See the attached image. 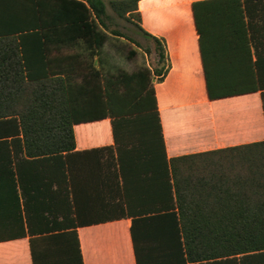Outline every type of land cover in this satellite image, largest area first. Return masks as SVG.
Segmentation results:
<instances>
[{"label":"trees","instance_id":"obj_1","mask_svg":"<svg viewBox=\"0 0 264 264\" xmlns=\"http://www.w3.org/2000/svg\"><path fill=\"white\" fill-rule=\"evenodd\" d=\"M138 2L0 7L22 22L19 37L0 33V240L29 236L34 264H83L78 227L129 217L137 264H264V140L167 156L153 82L163 44L145 33L154 70L106 54L108 7L133 22ZM192 9L208 97L260 92L264 113V0ZM52 47L86 51L93 70L54 72ZM107 117L114 144L77 151L74 125Z\"/></svg>","mask_w":264,"mask_h":264},{"label":"crops","instance_id":"obj_2","mask_svg":"<svg viewBox=\"0 0 264 264\" xmlns=\"http://www.w3.org/2000/svg\"><path fill=\"white\" fill-rule=\"evenodd\" d=\"M194 1L139 0L141 18L138 21L132 18V23L138 24L147 38L150 39L145 33L157 37L165 49L164 78L158 80L159 76L154 74L153 82L168 157L264 140L262 99L261 95H256L260 92L217 99L208 97L199 33L192 9ZM6 2L0 0V7L5 8ZM108 13L110 17L105 22L109 26L107 45L111 43V49L106 54L114 66L119 64L120 42H128V39L112 32L122 17L116 13L115 17L110 7ZM2 15L0 33L19 37L21 29L18 27L22 22L17 17H6V11ZM85 53L71 47H52L49 57L55 60L54 72L83 74L92 71V67L83 64ZM94 59L96 62L98 56L95 55ZM100 68L98 63L95 64L96 70ZM74 131L77 151L114 144L109 117L75 124ZM56 188L54 184L52 189ZM80 188L83 193V181ZM131 222V218L125 217L79 226L83 264H137ZM2 232L5 231L0 230ZM0 264H34L29 236L1 239Z\"/></svg>","mask_w":264,"mask_h":264},{"label":"rangeland","instance_id":"obj_3","mask_svg":"<svg viewBox=\"0 0 264 264\" xmlns=\"http://www.w3.org/2000/svg\"><path fill=\"white\" fill-rule=\"evenodd\" d=\"M113 14L116 17L115 13ZM134 18L138 21L137 17ZM118 20L119 25L115 26L117 28L114 27V29L121 31V36L128 39V42H120L121 56L119 65L129 71L136 70L142 66H148L154 70L158 65V54L155 49V42L151 38H147L139 30L138 24L128 22L125 18H119ZM110 49L111 43L108 44L107 51ZM128 55L132 57H128ZM256 95L260 96L261 94L257 93Z\"/></svg>","mask_w":264,"mask_h":264}]
</instances>
